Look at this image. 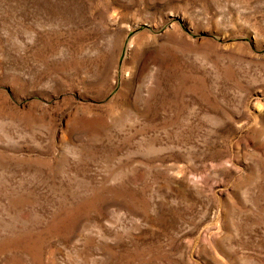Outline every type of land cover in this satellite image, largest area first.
Segmentation results:
<instances>
[{"label": "rangeland", "instance_id": "obj_1", "mask_svg": "<svg viewBox=\"0 0 264 264\" xmlns=\"http://www.w3.org/2000/svg\"><path fill=\"white\" fill-rule=\"evenodd\" d=\"M0 264H264V0H0Z\"/></svg>", "mask_w": 264, "mask_h": 264}]
</instances>
